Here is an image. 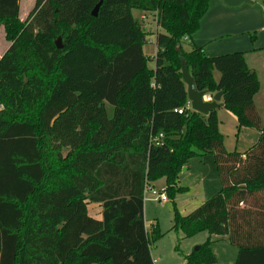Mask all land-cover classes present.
<instances>
[{"label": "trees", "instance_id": "1", "mask_svg": "<svg viewBox=\"0 0 264 264\" xmlns=\"http://www.w3.org/2000/svg\"><path fill=\"white\" fill-rule=\"evenodd\" d=\"M209 1L36 0L21 20L20 0H0L10 43L0 57V264H155L151 245L163 234L147 230L145 187L165 178L174 198L184 190L179 173L207 155L221 189L187 215L174 204L172 230L227 236L238 249L232 264H264L260 80L245 52L184 48ZM133 9L155 16V31ZM151 35L154 68L144 52ZM182 59L199 91H223L239 130L261 131L255 145L228 151L216 109H191ZM90 203L103 208L102 219L89 215ZM211 243L187 264H216Z\"/></svg>", "mask_w": 264, "mask_h": 264}, {"label": "rangeland", "instance_id": "2", "mask_svg": "<svg viewBox=\"0 0 264 264\" xmlns=\"http://www.w3.org/2000/svg\"><path fill=\"white\" fill-rule=\"evenodd\" d=\"M34 0H23L21 3L22 15H25L27 11L32 7ZM31 6L29 8V6ZM251 8L247 11V15H253L254 26L260 28L264 22V0H255L254 4L247 7ZM143 11L138 9L132 10V15L137 22H141V15ZM152 18V16H151ZM147 24L144 23V27L150 30H154L151 26L153 22L149 18ZM251 35L255 36L251 38ZM59 38V37H58ZM57 38V39H58ZM154 39V37H151ZM248 39L255 44L262 42L264 45V30L255 29L248 34ZM62 42V41H61ZM8 42L4 37L3 27L0 25V54H2L8 47ZM187 48V45L184 46ZM145 52L147 56H150L148 60V66L154 68L155 62L152 59V54L155 51L154 45L147 44L145 46ZM264 57V56H263ZM216 76H220L218 71H215ZM106 111L109 117H113L114 108L109 102H105ZM220 119H222V132L225 137V147L228 151L244 152L255 145L262 133L260 130L253 127H242L238 129V122L236 117L226 109L220 112ZM200 162L191 163L194 167H202L205 172L208 173L207 180L201 181V187L198 186V178L193 177L192 172L182 170L179 173L177 188H184L182 191H178L174 198L168 197V201L161 203L155 199L148 192L145 193L144 199V218L148 232L151 234L154 227H158L159 231L163 234L158 240L153 241L151 245V254L155 264H187L186 256L191 254L196 247L204 244L208 240H211V248L213 253L217 257L216 264H232L235 262L238 249L231 245L228 238L218 240L213 235H210L207 231L200 232L192 237H186L181 230L174 231L173 217H174V204L181 212L182 215H187L190 209H195L201 203L202 199L208 200L213 195L218 193L221 189V181L216 168L213 155H207L200 159ZM202 162V163H201ZM202 185H204L202 187ZM165 178H160L153 184V189L162 192L165 190ZM191 210V211H192ZM103 208L96 203L88 204V213L91 217L96 219H102ZM178 247V249H177Z\"/></svg>", "mask_w": 264, "mask_h": 264}, {"label": "crops", "instance_id": "3", "mask_svg": "<svg viewBox=\"0 0 264 264\" xmlns=\"http://www.w3.org/2000/svg\"><path fill=\"white\" fill-rule=\"evenodd\" d=\"M22 2L23 0H20L19 18L21 20H25L30 14L31 10L33 9L36 0H34V2L32 3V7L28 5L29 8L30 7L31 8L29 9V11L25 13V15H22V11H21ZM254 2L255 0H210L208 11L201 19L199 29L192 35L191 39L186 40V45H187L186 50H190L189 44H193L197 47H203L205 52L210 56H217V55L229 54L234 52H245L248 65L251 67V69L256 71L258 78L260 80V90L256 94L254 101L264 122V57H263L264 45L262 42H257L253 44L250 41V39H248V34H250L252 30L255 29L264 30L263 21H262L263 25L260 28L255 27L254 19L253 17H251L253 15L251 14L247 15L249 13L247 10L251 9L247 7L254 4ZM142 15H146L148 20L150 18L151 22H153L150 13L143 12ZM139 23H143V22L141 21ZM145 24L147 23L145 22ZM1 26L3 27V25ZM151 26L154 27L153 28L154 30L156 29V25L154 22L153 25L151 24ZM4 37H5V32H4ZM148 38H150V36H148ZM7 44H8L7 47L8 49L10 43L8 42ZM149 45L155 46V44H149ZM7 49H5V51L2 54H0V57H2V55L7 51ZM155 54H156V46H155V51L152 54V59ZM216 75L217 74H215L214 72L215 80L219 81L220 76H216ZM211 97L212 94L207 93L206 100H209ZM223 109L225 108L222 106V100H221L220 107L216 109V112L219 120V129L222 134H224L221 130L223 126L222 125L223 121L222 119H220V115H221L220 112L223 111ZM195 159H200V158L191 159L188 162L187 166L185 167V170L188 171L189 173L192 172L193 177L195 176L196 178H198L197 182L199 184L197 185L201 187L200 182L207 180L208 173L205 172V169L203 170L202 167H198L196 165L194 167L192 166L191 163L197 164L198 162L201 161L198 160V162H196L197 160ZM203 186L204 185H202V187ZM204 201L205 199H202L200 202L203 203ZM191 210L192 209H190L188 213H190ZM213 236L217 238V241L227 239V236H223V237L216 235Z\"/></svg>", "mask_w": 264, "mask_h": 264}, {"label": "water", "instance_id": "4", "mask_svg": "<svg viewBox=\"0 0 264 264\" xmlns=\"http://www.w3.org/2000/svg\"><path fill=\"white\" fill-rule=\"evenodd\" d=\"M100 4L101 2L94 9L93 11L94 15H97ZM56 45L58 48L62 47V42L60 37L56 40ZM181 63H182V77L187 86V93L191 104V109L201 114L207 115L211 110L220 107L223 91H219L213 94L209 100H206L207 92L199 91L197 89L194 78L192 77L189 68L186 65L185 60L182 59ZM183 170H185V167L183 168ZM195 249H197V247Z\"/></svg>", "mask_w": 264, "mask_h": 264}, {"label": "built area", "instance_id": "5", "mask_svg": "<svg viewBox=\"0 0 264 264\" xmlns=\"http://www.w3.org/2000/svg\"><path fill=\"white\" fill-rule=\"evenodd\" d=\"M150 15L152 16L153 22L156 25L155 16H153L151 13H150ZM141 20H142L143 25H144V23L147 22L148 18L146 15H142ZM153 31H155V30H153ZM151 36L154 37V39L149 38L148 44H155V35H151ZM190 106H191V104H190ZM179 113H183V110L180 109ZM163 139H164V133L160 132L157 136L152 138V142L154 143V145L160 146L163 143ZM152 187L153 186H151V185H146L144 196H145V193L149 192L153 196V199H155L161 203L168 201V195H167L165 190H163L162 192H158V191L154 190Z\"/></svg>", "mask_w": 264, "mask_h": 264}]
</instances>
